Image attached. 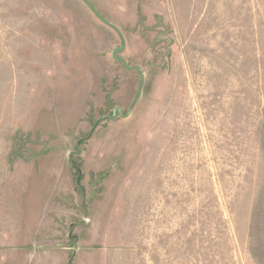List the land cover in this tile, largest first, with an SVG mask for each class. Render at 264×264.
Wrapping results in <instances>:
<instances>
[{
  "label": "rangeland",
  "instance_id": "1",
  "mask_svg": "<svg viewBox=\"0 0 264 264\" xmlns=\"http://www.w3.org/2000/svg\"><path fill=\"white\" fill-rule=\"evenodd\" d=\"M87 1L135 104L83 2L0 0V264H264V0Z\"/></svg>",
  "mask_w": 264,
  "mask_h": 264
},
{
  "label": "water",
  "instance_id": "2",
  "mask_svg": "<svg viewBox=\"0 0 264 264\" xmlns=\"http://www.w3.org/2000/svg\"><path fill=\"white\" fill-rule=\"evenodd\" d=\"M81 2H83L87 7L88 9L92 12V14L101 22L103 23L105 26L109 27L110 29H112L114 32H116L118 34V36L120 37V39L122 40V46L121 48L119 49H115L113 52H112V58L117 60V61H120L122 63V65L125 67V69L127 70H136L139 75H140V86H139V90H138V94H137V97L136 99L134 100L133 104H135V102L138 100V98L140 97L141 95V92H142V88H143V84H144V77H143V74H142V71L139 67H130L126 64V62L122 59V58H118L116 57V54L118 53H121L123 50H124V43H123V38L120 34V32L118 31V29H116L112 24H110L109 22H107L104 18H102L98 12L95 10V8L91 5V3L87 0H80ZM130 111L127 113V115L123 116L122 113H121V110L119 108H115L112 112V115L107 118L108 120H114L116 118V116H119L120 118H126L128 115H129ZM80 152L79 148H78V151L76 152V154H78Z\"/></svg>",
  "mask_w": 264,
  "mask_h": 264
}]
</instances>
